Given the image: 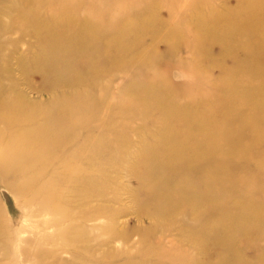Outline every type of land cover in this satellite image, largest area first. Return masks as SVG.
<instances>
[{"label": "bare ground", "instance_id": "obj_1", "mask_svg": "<svg viewBox=\"0 0 264 264\" xmlns=\"http://www.w3.org/2000/svg\"><path fill=\"white\" fill-rule=\"evenodd\" d=\"M43 1L58 11L44 16L40 0L18 11L27 24L17 29L38 43L18 65L23 76L42 73L48 98L16 88L3 48L9 42L0 40V178L9 187L10 176L18 179L13 188L38 228L35 238H17L0 205V264H17L21 256L30 264H259L264 0ZM165 6L167 20L158 14ZM181 46L189 49L186 59L179 58ZM173 67L182 69L183 82L173 79ZM126 172L136 173L146 191L120 185ZM121 189L134 213L149 220L136 242L116 224L122 208L110 206ZM184 220L195 226L182 233L195 245L193 256L155 237ZM236 225L254 229L251 260L236 247ZM16 238L19 249L12 248ZM210 243L222 248L217 259L195 258Z\"/></svg>", "mask_w": 264, "mask_h": 264}, {"label": "rangeland", "instance_id": "obj_2", "mask_svg": "<svg viewBox=\"0 0 264 264\" xmlns=\"http://www.w3.org/2000/svg\"><path fill=\"white\" fill-rule=\"evenodd\" d=\"M43 3H45V14L48 16L52 13H55L56 8L58 11V6L53 5V2H48V1H43L40 0ZM112 1V0H108ZM216 1V0H215ZM227 2L231 5L235 3V0H227ZM19 6L16 5H10L9 0H0V25H14L13 27L9 28L8 31H5V33H2L0 31V40L9 42V44L3 48H5L4 52L5 54L8 55L9 57V62H8V67L10 68V73L13 75L14 82L16 84V88L20 90L25 97H30V98H35V99H42L45 100L46 98L49 97L50 91L46 90L43 88L45 85V77L42 75L40 72H30L27 73L26 76H23L20 74L19 70L21 68V65L18 62V58L20 56H23L24 54L28 55L30 58L31 55H33V51L37 50L38 43L35 40L34 35L30 34L31 32L25 31L21 32L20 30L17 29V26H23L26 25V21H21L19 19V16L21 15L18 11L22 7H28L29 5V0H18L17 3ZM93 9V4L90 5ZM85 7L81 9V11H84ZM110 10L112 11V7H110ZM117 11V8L114 9L112 12ZM158 14L160 15L161 18L164 20H167L169 18L170 12L169 9L165 7H161L158 11ZM46 22H50L53 27L58 26V22L55 20H48ZM44 22H42V26H44ZM150 37H144V43L148 42ZM11 43H14L13 46L10 45ZM157 48L161 51L165 49V43L163 41H158L156 44ZM13 48V49H12ZM213 50L214 55H219V44L218 43H212L211 47ZM12 49V51L9 53V50ZM8 53V54H7ZM189 49L185 46H181L179 49V58L180 59H186L188 57ZM227 65L232 64V60L227 58L226 60ZM79 67L84 66V59L83 57L79 58L77 61ZM177 68V67H176ZM174 69V67H173ZM181 71V72H180ZM173 79L179 83L183 82L184 76L182 69H174L173 71ZM219 68L218 67H213L212 68V73L214 76L219 74ZM115 76L117 75H112L111 79H114ZM122 74H120V77ZM40 79V80H39ZM120 83V78L115 79V83H113L111 89L113 88V93L115 91V87L117 84ZM43 88V89H42ZM116 92V91H115ZM216 109V114L220 112V108L215 107ZM140 124L139 121H135L134 125L138 126ZM180 127V126H179ZM134 141V140H133ZM127 173V172H126ZM128 177H120L118 178V182L120 185L124 187H128L132 191L136 190H141L145 192L146 187L145 184L143 185L142 181L140 178L136 177V173H127ZM10 176V175H9ZM11 180L9 181L13 187L16 185H19L18 179H16L13 176H10ZM123 178V179H122ZM13 187H9L5 184V182L0 178V205L1 208L3 209V212L5 216L9 219V224L13 226L14 229H16V236L17 238L24 237V235L28 237H33V231L37 230V225L34 226L33 223L35 219H37L36 216L33 215V211H29V206L25 204L21 200V194L17 193L16 190ZM127 189H121V194H120V200L116 204H112L110 206L113 207H121L122 209L120 210V214L117 216L116 219V224L125 230L129 231V237L130 240H136L138 237V229L143 225L149 223V220L146 218H140L136 213H134V207H130L128 204H130L129 200V195L127 193ZM227 191H225L226 193ZM103 205L107 203L106 198L101 199ZM110 204V203H109ZM134 206V205H133ZM130 207V208H128ZM182 215L179 214V218ZM244 219V218H243ZM242 219V220H243ZM195 227L192 225L188 220H184L183 222L179 224H174L172 225L169 229L164 230L162 232H159L155 235L156 239L164 246H171L173 244H179V250L185 253L187 256H193V252L195 253V250L193 247L195 245L190 246L188 245V240L183 239L184 234H188L189 230L186 229V227ZM22 227H29V230H25ZM244 230H243V229ZM40 229V228H39ZM41 230V229H40ZM49 230V229H48ZM51 231V229L49 230ZM18 233V235H17ZM161 233V235H160ZM232 234H234L235 237V244L236 247L239 250H242L246 255L248 256V259L251 260L250 258L253 256V250L250 248L255 240V235H254V229H248L247 226H239L236 225L234 227V231H232ZM16 240L13 242L12 248L15 247V249H19L21 247V242L20 240ZM35 238V236H34ZM259 240L261 242V245H264V238L263 235L259 237ZM136 242V241H135ZM134 242V243H135ZM44 245H50L47 243H43ZM122 243H120L121 246ZM35 243L32 242L31 248L32 250L35 248ZM201 247V246H199ZM219 245L215 243H210L208 247L204 249L202 247V250L198 252L197 256L195 257L199 260L201 259H207L211 261H215L219 255V253L222 251V248ZM133 250L135 249L134 247L132 248ZM214 249V251H213ZM219 251V252H218ZM246 256V257H247ZM132 258H136L135 253H132L131 256ZM125 257L119 258L114 260V262H122ZM247 259V258H246ZM5 260V257L1 256L0 261ZM24 260V261H23ZM31 258H25L21 256V258L18 260L17 264H30L28 261H30ZM259 264H264V246L263 250L260 253L259 257L256 259ZM193 264V263H192Z\"/></svg>", "mask_w": 264, "mask_h": 264}]
</instances>
